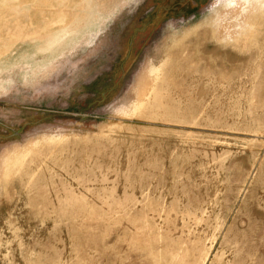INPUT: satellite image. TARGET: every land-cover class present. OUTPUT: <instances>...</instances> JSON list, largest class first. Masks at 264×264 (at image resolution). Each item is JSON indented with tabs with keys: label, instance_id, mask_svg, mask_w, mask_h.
Segmentation results:
<instances>
[{
	"label": "rangeland",
	"instance_id": "obj_1",
	"mask_svg": "<svg viewBox=\"0 0 264 264\" xmlns=\"http://www.w3.org/2000/svg\"><path fill=\"white\" fill-rule=\"evenodd\" d=\"M0 264H264V0H0Z\"/></svg>",
	"mask_w": 264,
	"mask_h": 264
}]
</instances>
